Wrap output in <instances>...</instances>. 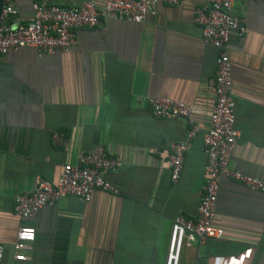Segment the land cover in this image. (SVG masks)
<instances>
[{
    "label": "crops",
    "instance_id": "1",
    "mask_svg": "<svg viewBox=\"0 0 264 264\" xmlns=\"http://www.w3.org/2000/svg\"><path fill=\"white\" fill-rule=\"evenodd\" d=\"M82 0H0L7 24L28 23L33 4L77 7ZM103 0H96L102 6ZM208 0L159 3L143 23L100 18L77 32L67 54L39 56L22 48L0 58L1 264H164L178 216L196 221L204 196V134L215 102L219 51L195 23ZM233 18L246 32L231 38L232 94L239 136L229 168L264 182V5L236 0ZM191 106L199 131L188 140L187 119H157L150 100ZM63 135L66 149L54 144ZM186 142L180 180L171 181L174 144ZM105 146L122 166L107 175L118 195L96 191L90 202L64 198L34 218L14 211L18 195L32 194L36 178L57 184L80 153ZM215 226L222 240L185 247L181 264H264V193L222 177ZM20 227L35 242L16 260Z\"/></svg>",
    "mask_w": 264,
    "mask_h": 264
},
{
    "label": "built area",
    "instance_id": "2",
    "mask_svg": "<svg viewBox=\"0 0 264 264\" xmlns=\"http://www.w3.org/2000/svg\"><path fill=\"white\" fill-rule=\"evenodd\" d=\"M235 1L208 0V6L198 9L195 14V23L202 29L204 42L219 51L216 61L215 102L210 115V127L204 134L206 182L197 220L194 222L178 216L173 221L164 264H181L185 247L223 239V229L214 224L222 177H228L252 191L264 193V182L233 172L229 168L239 133L236 129L232 63L228 49L233 36L242 37L246 32L232 16ZM255 1L264 5V0ZM181 2L182 0H103L99 7L96 0H82L79 6L72 8L40 2L33 4L32 19L15 27L7 24V18L16 14V11L7 6L0 16V58L22 48L35 49L40 57L67 54L78 42V30L96 28L101 17L143 23L148 17L156 15L159 3L178 6ZM149 104L152 115L157 119H187L191 126L188 140L196 136L199 128L191 106L170 98L151 99ZM53 142L64 149L68 145L65 137L60 134L53 136ZM187 149L186 142L172 146L169 167L174 184L181 178ZM78 161L76 166L67 164L63 167L55 185L36 178L32 194L15 197L16 216L24 220L34 218L42 208L55 206L64 198H77L88 203L96 191L119 194L118 188L107 180V175L118 171L122 164L108 154L105 146L99 145L90 152L80 153ZM35 238L33 228H19L15 244V249L19 252L16 260L27 259L22 252L35 242ZM4 256L5 248L0 244V264Z\"/></svg>",
    "mask_w": 264,
    "mask_h": 264
},
{
    "label": "rangeland",
    "instance_id": "3",
    "mask_svg": "<svg viewBox=\"0 0 264 264\" xmlns=\"http://www.w3.org/2000/svg\"><path fill=\"white\" fill-rule=\"evenodd\" d=\"M184 253V252H183Z\"/></svg>",
    "mask_w": 264,
    "mask_h": 264
}]
</instances>
